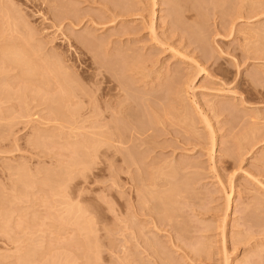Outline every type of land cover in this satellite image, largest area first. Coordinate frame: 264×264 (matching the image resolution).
I'll return each instance as SVG.
<instances>
[{
	"label": "rangeland",
	"instance_id": "374dc122",
	"mask_svg": "<svg viewBox=\"0 0 264 264\" xmlns=\"http://www.w3.org/2000/svg\"><path fill=\"white\" fill-rule=\"evenodd\" d=\"M0 264H264V0H0Z\"/></svg>",
	"mask_w": 264,
	"mask_h": 264
},
{
	"label": "bare ground",
	"instance_id": "6f19581e",
	"mask_svg": "<svg viewBox=\"0 0 264 264\" xmlns=\"http://www.w3.org/2000/svg\"><path fill=\"white\" fill-rule=\"evenodd\" d=\"M215 1H218V0H215ZM219 1H221V0H219ZM102 7H103V6H102ZM249 10H250V9H249ZM258 10H259V9H258ZM113 15H114V14H113ZM114 19H115V18H114ZM81 20H82V19H81ZM196 20H197V19H196ZM117 84H118L117 87H118V89H119V93L122 94V96L126 99V96H127V92H126V90H127V89L125 90V87H124L122 84H120L118 81H117ZM58 88H59V87H58ZM64 88H65V87H64ZM64 88H63L62 90H60V91H61V94H62V95L64 94V96H66L68 89H64ZM116 93H117V92H116ZM71 94H72V93H71ZM127 98H128V96H127ZM123 100H124V99H123ZM56 101H57V100H56ZM124 101H125V100H124ZM131 105H132V103H131ZM118 107H119V109H118L116 112L119 113L120 116H121V115L124 114V113H123L124 111L122 110V107H123L122 102H121V103H118ZM162 109H163V108H162ZM122 111H123V112H122ZM121 112H122L123 114H122ZM114 113H115V112H114ZM73 114H74V113H73ZM117 118H118V116H117ZM121 118H122V117H121ZM134 120H135V119H134ZM132 121H133V120H132ZM116 124H117V125H116ZM133 126H134V125H133ZM133 126H132V127H133ZM110 127H111V126H110ZM112 127H114V130L117 131L116 134H117V136H119L120 139H121V138H122L121 136H122L123 133H122V132H118V131L120 130V129H119V124H118V122H117V123L115 122V126H112ZM121 128H122V127H121ZM150 128H151V127H150ZM109 129H111V128H109ZM138 130H139V131H143L144 133H146V131L149 130V129H147V127H146V128H138V127H135V126H134L133 128H131V130H130V134H131V133H134V132H135V133H139ZM127 131H128V130H127ZM132 131H134V132H132ZM143 132H141V133L143 134ZM113 133H114V134H113ZM141 133H139V134H141ZM130 134H128V135H130ZM147 134H148V133H147ZM112 135L114 136V135H115V132L111 131V132H108V133H107L108 141H109V140H110V141L112 140V139H111V136H112ZM128 135H127V136H128ZM149 135H150V134H149ZM151 135H153V134H151ZM139 136H140V135H139ZM130 137H131V135H130ZM130 137H129V139H130ZM129 139H128V140H129ZM105 140H106V139H105ZM118 140H119V139H118ZM121 140H122V139H121ZM106 142H107V141H106ZM113 143H114V142H113ZM117 143H118V141H117ZM93 145H94V144H93ZM85 148H86V147H85ZM123 162H124L126 165L136 164V163H137V162H135V161H132V160H129V161H128V160H125V159L123 160ZM167 213H168V212H167ZM6 214H7V213H6ZM165 215H166V214H165ZM77 218H78V217H77ZM4 223H5V222H4ZM80 223H81V222H80Z\"/></svg>",
	"mask_w": 264,
	"mask_h": 264
}]
</instances>
